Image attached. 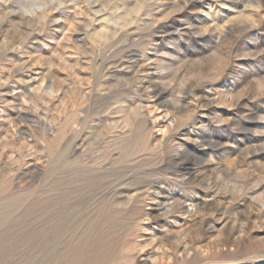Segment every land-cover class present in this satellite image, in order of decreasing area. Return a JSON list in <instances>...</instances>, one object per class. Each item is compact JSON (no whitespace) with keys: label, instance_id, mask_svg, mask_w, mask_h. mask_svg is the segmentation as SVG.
I'll use <instances>...</instances> for the list:
<instances>
[{"label":"rangeland","instance_id":"1","mask_svg":"<svg viewBox=\"0 0 264 264\" xmlns=\"http://www.w3.org/2000/svg\"><path fill=\"white\" fill-rule=\"evenodd\" d=\"M0 96V264H264V0H0Z\"/></svg>","mask_w":264,"mask_h":264},{"label":"bare ground","instance_id":"2","mask_svg":"<svg viewBox=\"0 0 264 264\" xmlns=\"http://www.w3.org/2000/svg\"><path fill=\"white\" fill-rule=\"evenodd\" d=\"M10 6H11V4H9ZM2 6H3V4H2ZM7 6V5H6ZM4 21H5V19H4ZM36 36V35H35ZM15 40V39H14ZM15 42V41H14ZM15 43H17V42H15ZM71 58V57H70ZM147 59V58H146ZM101 61V60H100ZM141 61H143V59L141 60ZM98 63V62H97ZM136 63V62H135ZM121 64V63H120ZM135 66V65H134ZM130 67V66H129ZM138 67V66H137ZM139 68V67H138ZM138 70V69H137ZM124 71V70H123ZM124 74V73H123ZM147 76V75H146ZM145 76V77H146ZM150 76V75H149ZM143 78H144V76H143ZM142 78V79H143ZM149 78V77H148ZM147 78V79H148ZM144 80V79H143ZM28 82V81H27ZM142 82V81H141ZM143 84V83H142ZM145 84V83H144ZM144 86V85H143ZM153 86V85H152ZM140 87V86H139ZM150 87V86H149ZM89 89V88H88ZM143 89V88H142ZM170 91V90H169ZM168 91V92H169ZM3 94V93H2ZM166 94V93H165ZM1 97V96H0ZM2 98H3V96H2ZM88 98H89V96H88ZM87 98V99H88ZM67 111V110H66ZM19 113V112H18ZM25 114H27V113H25ZM12 116V115H11ZM18 116V115H17ZM30 117V116H29ZM171 119V118H170ZM4 121V120H3ZM9 122V121H8ZM10 123V122H9ZM161 124H163V123H161ZM4 125V124H3ZM8 127V126H7ZM20 130H22V129H20ZM84 134H85V132H84ZM4 137V136H3ZM86 139V138H85ZM2 143V142H1ZM64 145V144H63ZM2 147V146H1ZM12 149V148H11ZM80 150V149H79ZM179 153V152H178ZM76 157V156H75ZM3 165V164H2ZM67 166V165H66ZM69 166V165H68ZM159 185V184H158ZM159 187V186H158ZM124 189V188H123ZM159 191V190H158ZM125 193V192H124ZM147 193V192H146ZM159 193V192H158ZM160 194V193H159ZM150 195V194H149ZM143 196V195H142ZM182 197V196H181ZM155 198V197H154ZM157 198V197H156ZM84 199V198H83ZM152 200V199H151ZM154 200V199H153ZM168 200V199H167ZM75 202V201H74ZM162 202V201H161ZM153 204V203H152ZM163 204V203H162ZM191 205H194L193 203L191 204ZM262 208V207H261ZM166 210V209H165ZM75 216V215H74ZM194 216V215H193ZM151 217V216H150ZM188 219V218H187ZM181 223V222H180ZM64 224H66V223H64ZM78 224V223H77ZM98 224V223H97ZM107 224V223H106ZM185 224V223H184ZM70 225V224H69ZM95 226V225H94ZM92 227V226H91ZM90 227V228H91ZM81 230V229H80ZM109 230V229H108ZM164 233V232H163ZM236 233V232H235ZM172 239V238H171ZM176 240V239H175ZM181 240V239H180ZM183 240V239H182ZM185 240V239H184ZM179 241V240H178ZM181 242V241H180ZM185 242V241H184ZM70 243V242H69ZM176 244V243H175ZM70 245V244H69ZM184 246H182L180 249L179 248H177V252H176V254H177V257H182L186 252H187V250H189V245L186 243V244H183ZM191 248H192V246H191ZM72 250V249H71ZM88 250V249H87ZM94 250V249H93ZM221 250V249H220ZM73 251V250H72ZM71 251V252H72ZM190 251V250H189ZM195 251V250H194ZM230 251V250H229ZM70 252V251H69ZM74 252V251H73ZM190 253V252H189ZM198 255V254H197ZM81 257V256H80ZM107 258V257H106ZM211 258V257H210ZM103 259V258H102ZM236 259V258H235ZM71 261V260H70ZM80 261V260H79ZM72 262V261H71ZM81 263V262H80ZM141 263V262H140ZM208 263V262H207ZM206 263V264H207ZM101 264V263H100Z\"/></svg>","mask_w":264,"mask_h":264}]
</instances>
